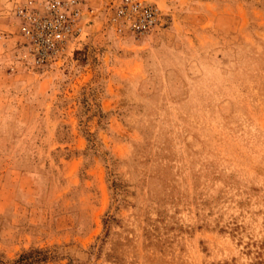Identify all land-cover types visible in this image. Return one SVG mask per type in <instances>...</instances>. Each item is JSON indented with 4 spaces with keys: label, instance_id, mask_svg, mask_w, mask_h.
Segmentation results:
<instances>
[{
    "label": "rangeland",
    "instance_id": "rangeland-1",
    "mask_svg": "<svg viewBox=\"0 0 264 264\" xmlns=\"http://www.w3.org/2000/svg\"><path fill=\"white\" fill-rule=\"evenodd\" d=\"M0 0V264H264V0L96 14L46 67ZM94 6V1H86Z\"/></svg>",
    "mask_w": 264,
    "mask_h": 264
},
{
    "label": "built area",
    "instance_id": "built-area-1",
    "mask_svg": "<svg viewBox=\"0 0 264 264\" xmlns=\"http://www.w3.org/2000/svg\"><path fill=\"white\" fill-rule=\"evenodd\" d=\"M22 0L13 7L23 56L32 66L46 67L67 51L82 23L96 14L118 32L133 36L153 31L159 21L156 7L142 0ZM90 1V0H89Z\"/></svg>",
    "mask_w": 264,
    "mask_h": 264
}]
</instances>
